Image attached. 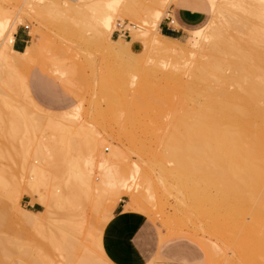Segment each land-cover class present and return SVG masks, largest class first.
I'll return each instance as SVG.
<instances>
[{
  "label": "rangeland",
  "instance_id": "obj_1",
  "mask_svg": "<svg viewBox=\"0 0 264 264\" xmlns=\"http://www.w3.org/2000/svg\"><path fill=\"white\" fill-rule=\"evenodd\" d=\"M48 1L0 0L4 24L3 28L0 23V54L16 29L27 31L28 38L23 51H7L0 65V187L4 195L8 188L13 194L7 201L12 228L5 231L13 237L14 230L17 233L21 252L15 257L16 264H76L87 252L110 261L100 245L101 229L110 215L106 206L113 199L128 202V189L137 193V211L156 233L157 250L146 262L229 264L233 259V264H243L210 232L196 229L198 223L207 226L208 221L206 217L200 221L194 218L198 207L195 158L165 150L159 138L162 129L156 123L158 128L149 126L152 122L142 109H136L133 119H128L132 109L120 102L142 98L150 71L159 77L171 68L182 86L185 81L181 79L187 82L188 62L179 65L184 68L181 70L160 56L163 62L157 70L134 69V64H143V58H119L112 48L121 46L123 38L133 39L127 26L148 29L147 11L154 7L160 14L153 29L161 34L159 21L178 6L171 0H133L137 18H129L122 14L128 0ZM161 1L164 7H160ZM77 2L82 5L76 6ZM203 10L204 19L195 24L204 23L202 27L214 18ZM24 23L27 28L22 27ZM108 23L112 41L103 35ZM171 25L178 27L175 21ZM189 28L182 27L178 38L173 37L189 45L187 60L209 48L208 43V47L195 43L194 31ZM140 46L138 42L132 48ZM108 70L115 72V79L112 74L109 77ZM111 79L117 80L113 86ZM31 80L37 81L41 93L33 92ZM102 80L108 84L106 88L111 87L108 91ZM200 190L215 193L213 188L200 186ZM208 239L223 247L219 254L206 245ZM170 243L177 245L184 260L181 255L166 253Z\"/></svg>",
  "mask_w": 264,
  "mask_h": 264
},
{
  "label": "bare ground",
  "instance_id": "obj_2",
  "mask_svg": "<svg viewBox=\"0 0 264 264\" xmlns=\"http://www.w3.org/2000/svg\"><path fill=\"white\" fill-rule=\"evenodd\" d=\"M134 1L125 2L122 14L126 17L134 15L137 18L135 14L138 12L132 10ZM171 1L175 5L193 9L205 8L214 14L204 31H194L195 43H203L206 47L208 43L209 48L198 53V57H189L187 60L185 57L189 45L156 32L153 28L160 12L155 7L147 11L151 24L148 29L143 31L133 24L127 26L134 34L132 40L142 42L141 51L132 52L129 42L124 41L121 46L112 45L116 56L143 58V64H134L133 68L154 71L163 62H160V56L168 58L171 67L188 62L185 67L188 77L183 72V76L188 79L187 82L185 78L181 79V82L185 81L183 87L169 67L159 77L150 71L145 82L146 88L141 92L142 98H124L120 102H125L124 106L132 109L126 116L128 119H133L136 109H142L153 123L147 124L154 128L156 123L162 129H158L161 130L159 138L165 150L191 154L195 158L193 164L198 181L195 195L198 207L194 211V218L202 220L206 217L208 221L207 226L198 223L196 229L202 233L210 232L221 241L224 248L232 250L234 253L231 255H236L243 264H264V0H209L211 2L208 4H204L203 0ZM77 5L82 4L77 2ZM80 6L77 7L78 11ZM160 7H164V2ZM68 8L72 11L70 6ZM109 24L103 35L112 41L107 30ZM1 26L4 28L3 23ZM11 44L12 41H8L0 54V65L5 61L7 51L14 49ZM174 73L177 74L176 71ZM111 74L109 71L110 78ZM113 80L112 86L117 82ZM102 81L106 88L108 84ZM107 88L108 91L111 87ZM155 134L158 136V133ZM200 186L201 189L213 188L215 193L210 190V193H203ZM8 190L4 195L3 187H0V264H16L15 257L21 252L15 230L14 237L10 235L11 232L10 236L7 232L11 231L9 229L13 223L8 217L11 210L8 202L12 200L13 194ZM125 192L129 198L125 209L137 210V193L129 189ZM202 198L207 201L204 202ZM117 201L113 199L111 203ZM1 232H7V235ZM215 244L209 239L206 241L212 253L219 251V254L223 247ZM87 253L80 256L82 258L76 264H112Z\"/></svg>",
  "mask_w": 264,
  "mask_h": 264
},
{
  "label": "crops",
  "instance_id": "obj_3",
  "mask_svg": "<svg viewBox=\"0 0 264 264\" xmlns=\"http://www.w3.org/2000/svg\"><path fill=\"white\" fill-rule=\"evenodd\" d=\"M173 10L171 16L178 24V27L170 25L165 18L159 21L158 31L167 37L178 38V31L182 30V27L190 26L188 30L196 31L204 28L209 21L202 27L195 25L200 23L205 13L203 9L191 8L187 6H179ZM184 16L188 17H182ZM210 20V19H209ZM124 37L128 36L127 33L123 34ZM27 31L22 29H16L13 33L12 47L17 51H23L28 38ZM120 36H117L119 38ZM130 38V37H129ZM129 42V49L137 53L141 51L143 44L138 40H124ZM140 42V48L133 50L132 47L138 46ZM37 75H33L36 77ZM31 87L33 92L41 93L42 90L37 85L36 80H31ZM128 202L117 201L116 203H108L106 210L110 213V216L105 221L101 233H100V245L106 255V257L113 264H153L146 260L156 252L158 244L156 233L147 221L145 215L137 210L125 209V205ZM113 206V207H112ZM166 253L174 256H180L184 260L185 256L180 254L177 250V245L169 244L166 247ZM160 264V263H158Z\"/></svg>",
  "mask_w": 264,
  "mask_h": 264
},
{
  "label": "built area",
  "instance_id": "obj_4",
  "mask_svg": "<svg viewBox=\"0 0 264 264\" xmlns=\"http://www.w3.org/2000/svg\"><path fill=\"white\" fill-rule=\"evenodd\" d=\"M167 20V22L171 25V23L174 21L173 17L169 12H166V14L163 16ZM23 28H27L28 25L26 23L22 24Z\"/></svg>",
  "mask_w": 264,
  "mask_h": 264
}]
</instances>
